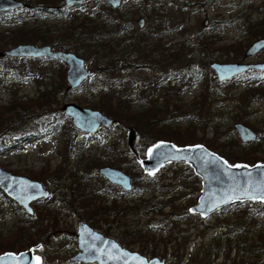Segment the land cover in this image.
<instances>
[{
  "label": "rangeland",
  "instance_id": "rangeland-1",
  "mask_svg": "<svg viewBox=\"0 0 264 264\" xmlns=\"http://www.w3.org/2000/svg\"><path fill=\"white\" fill-rule=\"evenodd\" d=\"M178 1L182 3H175L173 0H151L145 8L139 9L134 15H124L125 10L120 6L113 15L120 19L122 28L128 30L130 26L134 27V32L132 31L129 35L130 38L134 34L133 39L127 41L117 35L105 38V41L100 43V48L95 51L88 49L79 52L74 49L67 50L82 57L86 66L93 72L85 81L86 88L66 89L65 92L60 93L58 95L59 105L52 104L51 112L57 111L61 114L64 117L62 119L63 124L66 125V119L69 121L70 119L61 111L63 103L73 102L88 107L79 100L95 99L96 93L100 92L99 89L104 87L107 82L105 74L95 71V64L98 61L101 63H106L108 60L113 61V58L118 56V59L113 61V64L118 68L114 75L118 77V80L125 81L127 91L131 94L132 109L140 112L147 107L155 106L156 109L152 111L151 118L155 115V121L168 123V126L174 131L181 130L193 138H209L213 133H217L224 141L230 143L229 147H225L227 152L233 150L236 152L252 151L251 157L257 162L247 164L264 163V93L258 92V98L253 100L248 107L246 103L251 95L244 91L247 82L254 84L256 81L252 72H249L254 69L245 71L248 73L246 76L244 73L235 78L218 81L213 70L209 67L210 62H208V69L214 79H212L213 84L208 90L206 100H204V94L200 93L204 77L195 76L191 79L189 87L178 82L176 78L169 77L184 65L176 58L179 54L177 43L186 39L188 34L207 28L208 23L203 24V21H207L209 17L221 24L217 31L218 36L221 37L220 43L232 45L230 51H227L225 46H219L215 61H263L264 49L251 57H244L243 52L254 39L263 37V35L254 37L245 19L264 21V0ZM62 2L63 0L57 4ZM95 7L104 16L108 12L104 10L103 4H96L90 0L86 3L70 6V10L67 12L43 14L37 19L36 24L39 29L49 30L51 35L63 36L73 22L71 21L73 16L80 19L87 16L84 9L92 10ZM164 15L171 18L168 27L175 25L177 20L187 23L183 24L182 29H175L169 36L159 41L154 39L151 42L149 38L140 39L144 33L151 30L149 21L156 19L161 22L165 19ZM139 16L144 18L142 27L136 23ZM22 24L21 20L14 17L0 16V50L14 46L9 42L11 32L17 30ZM32 24L29 23L28 25ZM70 44L75 46L73 43ZM154 49L158 50L155 54H153ZM186 52V58L193 61L192 67H198L203 56L195 51ZM150 53L153 54L155 60L149 64L147 58ZM120 54H125L126 59L122 61ZM100 56L102 57L99 58ZM33 59L32 62H9L0 58V68L2 70L8 69L6 73L7 82L4 83L0 75V113L5 114L4 118L8 117L6 115L7 107H11L12 104L20 107L22 103L27 101L25 105L29 103L32 105L36 103L33 99L39 96V91H43V88H36L34 80L29 79V77H20L18 72H13L12 68L9 67L10 64L20 66L27 63V65L34 67H46L50 72L56 69L50 63ZM65 70L66 65L64 64L62 74L67 88L64 78ZM260 76H262L264 83V73ZM136 84H140L141 87ZM214 86H216V91ZM150 92H152V97L148 100L146 97ZM143 98L147 101L142 102ZM11 115H14L13 112ZM7 121L11 122V120ZM39 121V119H35L33 122L38 123ZM235 122H242L250 127L256 134L255 139L246 143L241 142L233 128ZM29 128L31 127L18 130L13 136L14 143L11 146H0V167L15 174L38 180L44 188L49 190V196L33 202V213L30 215L0 190V237L13 232L18 221L25 219L26 215L33 216L34 220H40L41 217L37 215L38 212L44 214L43 210L50 211L47 217L49 220L43 222L46 224L45 228L49 230L48 235H46V242H39V244L30 247L39 257V264L50 263L51 261H68L77 251L75 236L77 222L83 220L89 224V220L85 218V214L87 215L86 208H79V214L71 209L73 206H78L81 191L96 192L95 203L106 200L105 204H109V197L115 194L118 195L119 202L134 200L139 206H143L141 200H146L147 203L152 202V205H144L138 212H143L152 206L153 213L146 212L136 216L127 214L121 218V224L109 226L108 235H106L115 239L122 247L137 251L147 258L157 256L164 259L165 264H168L172 255L176 259H180L179 264H191L193 258L196 260L193 264H234L240 261L264 264V240L258 243L257 246L260 249L257 254H254L247 247L238 248L234 242L235 238L229 242H224L223 239L220 242V239L216 238V236H220L218 234L223 231V228H216L214 225L223 219H228L229 223L238 222L239 219L236 216L244 210L243 206L228 208L226 211L224 210V215L215 212L204 218L189 211L185 216L172 211V204L186 205L188 199L197 194L191 190L192 181L189 178L185 180L179 177L173 178L172 168L175 164H167L155 173H143L140 160L146 157L151 145L145 146L144 139L142 137L140 139L131 126L121 125L117 122L94 134L80 132L74 127L75 132L69 129L54 132L51 131L52 129L41 128L28 134ZM129 128L135 132L131 146L127 143ZM237 140L242 146L235 143ZM102 141V144H97V142ZM231 146L234 147L233 150L230 149ZM120 158L124 159L122 163L124 167L120 169L132 177L135 173L132 184L146 187L147 190L141 196L133 190L124 191L119 187L112 188L110 183H105L106 180L99 175L98 170L85 171L81 169L83 165L88 164L90 166L96 161L101 164L97 166L99 168L102 165H109L110 162H116ZM133 158H136L138 162V166L135 168H132ZM58 168L63 174L57 183V187L54 188L46 179L53 170ZM68 170L80 174V181L78 177H73ZM139 172H142L143 175L139 176ZM172 197H174L173 202L169 201L168 203L169 198ZM49 199L52 203L51 206H48L47 203ZM70 200H73V203L65 205V201L70 202ZM159 205L162 206L161 212L157 209ZM169 213L170 215L166 216ZM149 214L152 215L155 222L153 223L151 219L153 227L147 231L145 223ZM111 218H113L112 214L108 217L96 218V220L103 227H107V222ZM159 219L163 221L158 222ZM157 223L158 228L155 227ZM240 224L249 230H245L246 236L250 237V232L256 230L264 238L263 209L256 211L253 218L247 215L243 216ZM92 227L103 233L101 229ZM146 231L149 233L145 234ZM124 242H127V246H124Z\"/></svg>",
  "mask_w": 264,
  "mask_h": 264
},
{
  "label": "trees",
  "instance_id": "trees-1",
  "mask_svg": "<svg viewBox=\"0 0 264 264\" xmlns=\"http://www.w3.org/2000/svg\"><path fill=\"white\" fill-rule=\"evenodd\" d=\"M26 5L19 9H14L11 11H5L1 12L0 16H10L14 17L15 19H19L22 21V25L19 26V28L15 31L11 32V38L9 40L10 44L15 45L18 43H41V44H49L54 49H62V50H71L74 49L76 52L82 51L84 49H88L91 51L97 50V48H100V43L105 41V38L107 37H114V36H121L123 40L129 41V39H133L135 36L134 34L131 35L132 31L134 32V27L130 26L128 30L126 28H122V25L120 24V19L116 17L115 14L116 10L118 8H111L106 3L102 1H94L96 4H103L104 10L108 11L105 13L106 15L100 13L97 7L94 9H84L87 16H83L82 18H77L76 16H73L71 21V24L66 29L63 36L56 34L51 35L49 30L39 29L37 27L36 21L37 19L42 16L43 14L48 13H60L61 11L67 12V10H70L69 7L64 8H58V2L61 0H21ZM90 0H87L88 2ZM151 0H127L123 2L120 6L124 8V15H134L136 11L139 9L145 8L147 3H149ZM175 3H182L178 0H173ZM84 2V3H86ZM184 3V2H183ZM182 5V4H180ZM68 8V9H67ZM99 11V12H98ZM165 19L161 22H159L156 19H151L150 25L151 30H149L147 33H144L140 39L145 40L149 38L152 42V40H161L163 38H166L169 36L175 29L183 28V24H186L185 21L177 20L176 24L168 27V23L171 21V18H169L167 15H164ZM246 22H248L249 30L251 31L252 35L254 37L263 35L264 36V21L259 20H250L248 18L245 19ZM249 21H251L249 23ZM33 23L32 25L28 24ZM208 27L204 30H201L199 32H195L193 34H188L186 39H183L177 43L179 54L176 57L181 61L184 65L180 67L179 70L173 73V75H169L170 78H176L178 82L182 83L184 86H190L191 79L195 76H202L204 77V82L202 84V91L201 94H204V97L206 100L208 97V90L213 84L212 79H214V76L212 75L211 71L208 69V62H211L212 60L216 59L218 55V47L219 46H225L227 51H230L229 49H232V45H224L220 43L221 37L218 36L217 31L218 28L221 26L219 22L215 21L213 18L207 19ZM183 32V30H182ZM70 43L75 44V46H72ZM112 51V50H110ZM196 52L199 55L203 56V58L200 60L201 64L198 67H192L193 61L192 59L186 58L187 52ZM158 50L154 49V53H157ZM152 53L148 55L147 61L148 63L155 60V57ZM122 57L121 60L126 59L125 54H120ZM100 56L99 58H101ZM4 60H7L9 62H32L34 60L30 57H0ZM38 59L39 62H46L50 63L51 65H54L56 69H53L52 72L48 71L47 68H42L41 66H31L26 64H22L20 66H15V64H10L9 67H11L13 72H18L20 77L28 78L31 80H34L36 83V88H43V91H39V96L36 99H33L34 102L32 105L29 103L28 105H25L27 102H24L20 105V107H17V105L12 104L11 107L6 108V115L8 117L4 118L5 114L0 113V146H11L12 143H14V135L16 132L23 128H29L27 131L29 133H33V131L40 130L41 128H44L46 130L52 129L51 131H59V130H71L72 132H75L73 127L71 126V123L68 119L66 122V125L63 124L64 117H62L61 114H59L57 111L54 113L51 112L52 104L55 106L59 105L58 95L62 92L66 91V86L63 79L62 74V67L64 63L59 60H53L47 57H39L35 58ZM118 59V56L113 58ZM149 59V60H148ZM113 61L108 60L106 63L97 62L95 64V71L98 73L105 74L107 77V82L104 85V87H101L100 92L96 93V97L93 100H89L86 98L85 100H79V102H82V104L98 109L101 112L114 117L117 122L121 125H129L131 126L135 132L137 133L138 137L141 139V137L144 139L145 146H149L154 144L155 142L159 140H169L174 142L176 145H187V144H194V143H203L206 147L209 149L217 152L221 156H223L228 162L232 164L236 163H254L257 162L256 159L251 157L252 151H234V147L231 146L230 149L233 151L227 152L225 150V147H229V142L224 141V139L219 136L217 133H213L212 136L209 138H193L189 134H186L185 132H182L181 130H178L177 132L171 129L168 125V123H159L156 118H154L155 115L151 118L152 111L155 108L154 107H147L143 111H136L132 109L133 103L130 100L131 94L127 91V88L125 86V81L118 80V77L114 75L115 71H117L116 65L113 64ZM199 62V63H200ZM150 64V63H149ZM124 67V66H122ZM7 70H2L0 68V75L2 81L5 83L8 81L7 78ZM56 70V72H55ZM249 72H252L253 76L255 77V83H249L247 82L245 93H248V95H251L248 99L246 106L249 107L250 103L253 102V100L258 98V92L264 93V83L262 81V76L260 74H263V71L259 70H250ZM245 72L241 73L244 74ZM240 74V75H241ZM248 73H245L244 76H246ZM237 75V76H240ZM168 76V75H167ZM236 77V76H235ZM233 77V78H235ZM138 87H141L140 84H136ZM78 87H87V84L85 81H83ZM73 88L74 90L77 89ZM253 88V89H252ZM171 90V89H169ZM214 90L216 91V86H214ZM172 91V90H171ZM70 92V91H67ZM152 92L147 94L148 100L151 99ZM32 100V99H31ZM54 101V103H53ZM145 98H143L142 102H145ZM14 105V106H13ZM204 106V105H203ZM56 109V108H55ZM57 110V109H56ZM13 112L14 115H11ZM201 112L199 108V113ZM3 117V118H1ZM6 119V120H5ZM35 119H39L40 121L38 123H34L33 121ZM11 120V122L7 121ZM13 120V121H12ZM103 128H100L97 132H100ZM187 130V129H185ZM74 134V133H73ZM102 142H97V144H102ZM239 146H242L239 141H235ZM8 148V147H6ZM123 158H120V160H117L116 162H110L109 165L115 166V167H124ZM98 165H101L98 163V161L93 162L92 165L88 166V164L83 165L81 169H84L85 171H97ZM138 166V162L136 158L132 159V168H135ZM166 166V165H165ZM164 166V167H165ZM70 173H72L73 177H78L80 181V174L68 170ZM62 171L58 168L52 171V174H49L47 176V181L51 183V185L56 188L57 183L60 180V177L62 176ZM139 176H142L143 173L139 172ZM132 177V176H131ZM135 177V173L133 174V177ZM172 177L176 178L179 177L183 180L190 179L192 181L191 190L193 193H197L196 195L191 196L190 199H188V202L186 205H176L172 204V211L174 213H177L181 216H185L188 213V206L193 204L195 200L197 199L199 193H200V179L194 175L192 169L187 164H175L172 168ZM107 184L108 182L105 181ZM112 188H116L115 185L110 184ZM133 192L137 193L141 196V194L146 191V187L143 185H132ZM80 200L78 201V206H73L71 209L72 211H77L78 209H84L86 208L87 215L85 214V218L89 220V225L94 226L96 228H99L103 231L104 235H108V227L113 225H119L121 224V218L127 214L136 216L141 213L151 212L153 213L152 206L150 208H146L143 212H138V210L141 207L146 206L147 204H151L152 202H148L146 200L143 201V206H139L138 203H136L134 200H127V201H118V195H111L109 197V204H105L106 200H100L98 203H95V195L96 192H85L81 191L79 193ZM139 196V197H140ZM64 199V198H63ZM144 199V198H143ZM174 197L169 198L170 202H173ZM48 206L52 205L51 200L47 202ZM67 203H73V200H70V202L65 201V205ZM68 205V204H67ZM188 205V206H187ZM235 206H243V211H240V215H237L236 217L239 219L238 222L234 221L229 223L228 219H223L221 222L216 223L214 226L216 228H223L222 232L216 236V238L221 240L223 239L225 241H231L232 238L234 239V242H236V246L238 248L241 247H247L248 250H252L254 254H257L260 248H258V243L263 242L264 238L263 236L256 230H252L250 232V237L246 236L248 229L244 228L240 222L243 219V216L247 215L251 218H253L256 215V211H260L261 209L264 210V202H258V201H244V202H236L234 204L228 205L220 210H218V213H222L224 215V210L226 211L228 208H234ZM157 209L161 212L162 206H158ZM44 214L37 213L38 216H40V220H34L33 216L26 215L25 219L19 220L18 223L15 225V228L13 232H11L9 235H5L0 237V253L6 252V251H13L18 252L27 248H30L31 246L39 244V242L45 243L47 240L46 235H48L49 230L45 228L46 224L43 222L46 220H49L48 213L50 211L43 210ZM119 213V215H118ZM112 214L111 220L107 222V227H103L101 224L98 223V220L96 218L101 217H108ZM35 215V214H34ZM169 214H166V216H169ZM54 217V216H53ZM225 218V217H223ZM136 219V218H135ZM138 219V218H137ZM152 215L149 214L147 217V221L145 223L147 231L150 230L151 227H153L152 224ZM163 221L162 219H159L158 222ZM155 221L153 220V223ZM244 222V220H243ZM52 225V223H51ZM155 224V227L158 228L159 226ZM246 225V223H244ZM246 230V231H245ZM140 231V230H139ZM145 232L149 233V232ZM141 232V231H140ZM144 233V232H142ZM124 246H127V242H124ZM208 257V256H207ZM206 259V258H205ZM196 261L193 258V261H191V264ZM209 261V260H208ZM180 259H176L174 255L169 259L168 264H179ZM195 263V262H194ZM41 264H95V263H80L75 260L69 259L68 261H51L50 263H41Z\"/></svg>",
  "mask_w": 264,
  "mask_h": 264
},
{
  "label": "water",
  "instance_id": "water-1",
  "mask_svg": "<svg viewBox=\"0 0 264 264\" xmlns=\"http://www.w3.org/2000/svg\"><path fill=\"white\" fill-rule=\"evenodd\" d=\"M86 0H63L58 8L81 4ZM110 7L116 8L121 2L127 0H101ZM21 0H0V12L24 7ZM206 20L203 24H206ZM136 23L139 27L144 24V18L138 17ZM264 49V36L254 39L245 48L244 57H251ZM47 57L60 60L66 65L64 74L67 89L78 87L91 74L84 59L72 51L53 49L49 44L18 43L10 48L0 50V57ZM209 67L213 70L218 81L228 80L249 69L264 71V60L258 62L211 61ZM62 113L68 117L72 126L80 132L93 134L100 127L109 128L117 120L98 109L80 106L73 102H65L61 106ZM233 128L241 142H250L255 139V132L242 122L233 123ZM127 143L132 145L135 132L128 129ZM156 145V147H152ZM147 152L146 157L140 160L141 170L145 174L155 173L166 164H188L193 173L200 178V194L196 201L188 208L192 214L204 218L229 204L239 201H259L248 196H241L244 186L249 191L255 189L264 193V163H237L230 164L227 160L209 149L202 143L176 145L169 140H160L154 143ZM237 165H239L237 167ZM98 173L109 183L129 191L132 188L131 176L120 168L103 165ZM256 185L261 187L256 188ZM21 188L23 190H21ZM0 190L9 199L13 200L27 214L33 213L32 203L49 195V190L35 179L21 174H15L0 167ZM228 196L234 197L228 199ZM77 251L71 256L72 260L81 263L96 264H165L164 259L157 256L147 258L137 251L122 247L115 239L97 231L83 220L76 225ZM115 245L113 248L112 246ZM109 255L113 258H109ZM36 254L32 248L19 252L6 251L0 253V264H35ZM235 264H249L247 262Z\"/></svg>",
  "mask_w": 264,
  "mask_h": 264
},
{
  "label": "snow or ice",
  "instance_id": "snow-or-ice-1",
  "mask_svg": "<svg viewBox=\"0 0 264 264\" xmlns=\"http://www.w3.org/2000/svg\"><path fill=\"white\" fill-rule=\"evenodd\" d=\"M153 148L156 147V145H153L152 146ZM149 151H151V149H149ZM239 165H237L238 167ZM151 174V173H150ZM261 187L260 185H256V188H259ZM21 190H23L21 188ZM241 196H248L249 198H252V199H261V200H264V193H258L255 189H253L252 191H249V186L248 185H245L244 186V190L243 192H241ZM228 199H233L234 197L232 196H228L227 197ZM189 211H192V209H189ZM113 248L115 247V245L112 246ZM109 258H113L111 257V255H109ZM35 264H39V257H35Z\"/></svg>",
  "mask_w": 264,
  "mask_h": 264
},
{
  "label": "flooded vegetation",
  "instance_id": "flooded-vegetation-1",
  "mask_svg": "<svg viewBox=\"0 0 264 264\" xmlns=\"http://www.w3.org/2000/svg\"><path fill=\"white\" fill-rule=\"evenodd\" d=\"M119 8V7H118ZM241 262H247V263H249L248 261H240V262H237V263H241ZM235 264V263H234ZM249 264H251V263H249Z\"/></svg>",
  "mask_w": 264,
  "mask_h": 264
}]
</instances>
